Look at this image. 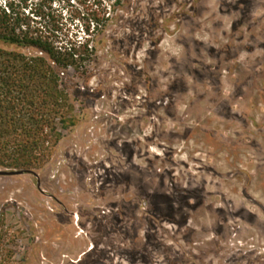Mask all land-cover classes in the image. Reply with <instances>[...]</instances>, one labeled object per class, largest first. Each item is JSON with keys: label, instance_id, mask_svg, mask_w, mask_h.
<instances>
[{"label": "rangeland", "instance_id": "rangeland-1", "mask_svg": "<svg viewBox=\"0 0 264 264\" xmlns=\"http://www.w3.org/2000/svg\"><path fill=\"white\" fill-rule=\"evenodd\" d=\"M5 6L92 45L54 67L73 124L48 161L0 176L12 264H264V0Z\"/></svg>", "mask_w": 264, "mask_h": 264}, {"label": "trees", "instance_id": "trees-1", "mask_svg": "<svg viewBox=\"0 0 264 264\" xmlns=\"http://www.w3.org/2000/svg\"><path fill=\"white\" fill-rule=\"evenodd\" d=\"M92 22L96 31L106 30L97 14ZM30 29L0 7V170L34 174L50 158L61 131L73 124L64 118L69 107L55 68H78L92 45L56 46ZM1 241L0 231V264H12L14 256Z\"/></svg>", "mask_w": 264, "mask_h": 264}, {"label": "water", "instance_id": "water-1", "mask_svg": "<svg viewBox=\"0 0 264 264\" xmlns=\"http://www.w3.org/2000/svg\"><path fill=\"white\" fill-rule=\"evenodd\" d=\"M25 172H7V171H0V176L1 177H9V176H17V175H22L24 174ZM26 174H29V173H26Z\"/></svg>", "mask_w": 264, "mask_h": 264}]
</instances>
